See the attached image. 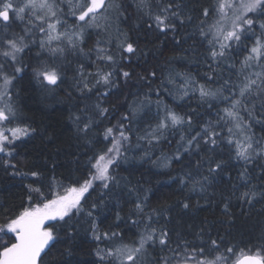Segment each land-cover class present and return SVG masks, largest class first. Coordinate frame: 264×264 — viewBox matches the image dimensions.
Instances as JSON below:
<instances>
[{
    "label": "trees",
    "instance_id": "1",
    "mask_svg": "<svg viewBox=\"0 0 264 264\" xmlns=\"http://www.w3.org/2000/svg\"><path fill=\"white\" fill-rule=\"evenodd\" d=\"M3 2L0 0V4ZM113 2L116 5L111 16L85 29L80 45L83 53L68 51L63 56L53 57L40 48V34L35 31V35L32 32L26 37L28 47L20 58V73L0 56V65L4 64L5 70L13 72L9 94L14 115L9 125L27 129V135L8 145L11 156L0 155V224L28 206L29 195L33 197L32 203L37 202L38 194L30 193L29 186L41 187L51 195L50 187L62 194L65 187L77 186L78 180L82 183L90 171H95L91 163H95L96 156L112 146L111 137L104 139L105 128L123 122L128 139L123 140L114 132L121 140V147L116 164L109 169L118 183L104 189L99 181L95 182L81 201L84 212L72 233L74 239L65 237L55 242L43 257L44 264H120L115 257L101 261L97 249L107 252L123 245L138 247L141 235L152 228L167 230L173 248L177 241L183 247L184 240L199 245V233L205 238L209 234L213 238L223 236L225 243L251 247L255 251L264 233V197L257 195L249 205L240 196L250 188L264 191V158L248 164V178L241 179L245 165L235 159V145L237 141L245 144L249 136L254 144L256 141L264 144V106L259 101H255L254 108L250 104L251 115L242 109L234 110L241 118L240 128L235 126L237 120L226 115L225 109H231L226 97L233 98V93H239L246 76L256 79L254 73H264V57L259 63L250 61L251 67L244 66L261 34L258 23L256 30L243 36L240 42H231L226 56L214 63L210 52L213 46L219 48L215 40L217 27L229 28L227 21L220 26L218 0H146L143 6H138L139 0H109L108 4L113 5ZM169 3L179 5L173 11H179L184 23L174 19L175 31L161 32L153 17ZM55 5L61 28H79L81 22L72 15L78 2L56 0ZM105 11L98 15L107 13ZM15 23L11 21L5 28L0 22V49L4 47L5 36L25 35L24 23ZM98 40L100 46L116 58L115 65L96 60ZM220 40L228 43L223 41L222 35ZM125 41L133 44L134 53L122 51L119 45ZM45 68L60 74L56 85L41 83L42 78H37V70ZM98 68L105 72L114 70L112 79L117 86L106 89L98 85L91 92L81 94L82 85L77 83L82 79L80 72L91 86L95 84V76L89 73L94 74ZM124 71L129 72L130 77H123ZM201 86L217 95L202 100ZM105 90L109 94L102 98L99 93ZM97 100H102L108 113L97 118L89 133V143L77 130L80 121H76V116L86 118L85 112L95 116L92 108ZM133 108H139L135 115ZM167 110L190 117L191 128L187 124L169 127L162 130V135L154 131ZM125 116L129 118L123 120ZM205 126L219 133L216 150L210 154L203 150L185 152L182 145L186 139L202 132ZM229 138L233 143H228ZM209 155L213 161H224L218 174H209L206 166L197 167L198 162L207 161ZM32 172L39 173V177H33ZM205 176L209 179L204 180ZM195 181L203 183V190L199 184L193 190ZM137 202H142V212L135 211ZM185 203L189 205L187 209L183 207ZM226 203L229 205L227 214L224 212ZM89 210L93 211V217L87 216ZM91 219H95L101 235L104 232L118 235L111 239H94L89 227ZM9 236L11 234L5 239ZM145 247L147 251L136 264H163L161 257L173 256L158 242L154 248ZM215 255L217 253L206 250L198 258L214 259ZM124 264L131 262L125 260Z\"/></svg>",
    "mask_w": 264,
    "mask_h": 264
},
{
    "label": "snow or ice",
    "instance_id": "2",
    "mask_svg": "<svg viewBox=\"0 0 264 264\" xmlns=\"http://www.w3.org/2000/svg\"><path fill=\"white\" fill-rule=\"evenodd\" d=\"M77 2L78 7L73 8L72 15L79 21L86 23L95 21L100 9L107 10L111 6L110 4H106L105 0H77ZM145 4L146 0H139L138 6ZM117 7L120 6L118 5ZM174 7L179 8V5L166 4L161 8L160 14L154 15L156 27L161 32H167L169 29L175 31L176 24L174 23V19L179 20L181 24L184 23L179 11H173ZM226 7L232 9L231 17H228V14L224 12ZM216 10L221 14L222 19L228 18L230 20L231 27L229 29L217 27L215 40L219 44V48L212 47L210 52L212 61L217 63L219 62V58H224L227 50L231 47V42H240L243 36L256 30L255 26L258 23L261 35L256 38V46L251 49L252 54L246 57L244 66L251 67L250 61H257L259 63L260 58L264 57V41L261 39V37H264V0H240L239 3H228V0H218ZM204 15H208L207 9H205ZM13 19H18L24 23L25 35L16 38L4 37V47L0 49V56H3L6 60H11L13 63L17 61L18 55L28 47L26 37L34 29L44 33L46 39H41L39 46L42 50L48 51L53 57L57 55L63 56L68 51H71L73 54L76 52L83 53V48L80 47L83 43V25L80 26L81 31L79 32L72 34L59 33L57 25L60 24V20L57 17L56 6L50 3L49 0H26L22 5H13L11 0H7V2L0 4V22L3 23V26L7 28ZM187 19L190 20L191 17L189 16ZM45 24L47 25L46 28ZM149 26L151 27V25ZM200 31L202 35L205 34L203 28ZM53 33H56V35H53ZM221 35L223 41H227L228 43L220 40ZM54 41L56 42L55 46H53ZM209 43L212 44V41H209ZM119 47L123 52H135L133 44L127 41L122 42ZM96 60L107 61L113 65L116 64V58L109 50L100 46L99 40L97 41ZM0 67H3V65H0ZM21 70L20 67L14 69L17 73ZM36 75L38 79L42 78L41 83L46 82L49 85H56L60 80V74L54 69H40L37 70ZM92 75L95 76V84L90 86L86 82L87 78L84 77V73L80 72L82 79L77 81V83L82 85L79 88L81 94H84L86 91L91 92L98 85H103L106 89L117 86L112 79L114 70L105 72L98 68L94 74L89 73V76ZM122 75L125 78L130 77V73L127 71H124ZM254 75L256 79L248 76L245 77V82L240 86L239 93H233V98L226 97L231 103V109H225L226 115L237 120L235 125L237 128L241 127L239 122L241 118L238 116V112L234 110L242 109L248 111L249 115H251L250 104L254 108L255 101H259L264 106V73H254ZM2 78L3 88L7 89L12 78L7 75H3ZM199 93L202 100L213 98L217 95V92L206 89L204 86L200 87ZM108 94V90L99 93L102 98L107 97ZM2 95H7V92H3ZM92 110L95 112V116L88 115L87 112L84 113L86 118L76 116V121H80L77 125V130L89 143L91 142L89 140V133L93 130V125L96 123L97 118L104 117L108 113V109L103 106L102 100H97ZM138 111L139 108H133V115ZM13 115L14 113L10 105L0 108V122L9 121ZM128 118V116H125L123 120H127ZM184 124H187L191 128L192 119L167 110L164 119L160 121L154 131L160 132L162 135L163 129ZM123 129V122L105 128L103 132L104 139L108 140L111 137L112 146L103 154L96 156L95 163H91V168L95 169V171H90V175L83 179L82 183L78 180L76 182L77 186L65 187L63 194L50 187L49 192L51 195L43 192L41 187L29 186L30 193L34 192L38 194L37 202L32 203L33 197L29 195L28 206L23 207L17 215L7 217L6 223L0 224V234H3L0 235V264H44L43 256L47 255L46 249H49L50 245L55 246L54 242H59L61 238L74 239L72 233L76 230V224L79 223L78 217L84 212V206L81 201L85 200V194L94 188L97 181L100 182V186L104 189H108L112 183H118L115 176L109 173V169L112 165L116 164L120 154L121 140L119 138H123V140L128 139ZM9 131L11 132V137L5 135L3 130H0V153H4L7 156H11L12 154L8 150L7 145L12 144L15 139H19L21 134L27 135V129L12 128ZM114 132L118 133L119 138L114 135ZM229 132H232L231 128H229ZM218 136L219 133L211 127L205 126L202 132H196L194 135L189 136L182 146L185 152L191 153L192 151L200 152L203 150L206 154H210L218 147ZM181 139L184 140L185 138L181 137ZM228 143H233L231 138H229ZM235 148V159L242 161L245 165L244 171L241 173V179L247 180L249 172L247 165L258 158H264V144H261L260 141H256L254 144L252 138L249 136L245 144L237 141ZM110 153L112 155H109ZM91 159L90 157V162ZM177 159H179V156H177ZM5 163L7 164V161ZM223 163L224 161L222 160L213 161L211 155H209L207 161L198 162L197 167L206 166L209 174H218V170H222ZM213 164L215 165L214 167ZM12 167L14 168L15 165H12ZM21 174L27 175V173ZM31 175L39 177V173L37 172H32ZM208 179V176L204 177V180ZM181 182L183 183L184 181L182 180ZM55 183L53 181V185ZM196 184H199L201 190H203L204 185L200 181L194 182L193 190H195ZM61 187L63 186L61 185ZM257 195L264 197V191L257 192L254 188H250L248 191L241 193L240 199L252 205ZM95 207L96 205L93 204L92 208L94 209ZM183 207L187 209L189 205L185 203ZM135 211H143L142 202L135 204ZM228 211L229 205L226 203L224 205V212L227 214ZM87 216L93 217V211L89 210ZM116 218L119 221V213H117ZM149 221H151V217H149ZM89 227L93 233V238L96 240L102 238L111 239L118 235L116 232H104L101 235L98 232L95 219L89 221ZM9 233L11 236L5 239V236ZM197 239L200 240L199 245L184 240L182 242L183 247L181 246V242L177 241L176 247L173 248V242L167 230L164 228L159 230L152 228L148 233L141 235L138 247L123 245L122 247L109 249L107 252L97 249V255L101 261H104L108 257H115L120 260V264H124L125 260L131 262V264H136L137 259L147 251L145 246L149 245L154 248L158 242L163 248H167L173 253L171 257L160 258L163 264H264V233L259 237V247L255 251L251 247H241L238 244L225 243L223 236L213 238L209 234L205 238V236L198 233ZM206 250L209 253H217V255H215L214 259L198 258Z\"/></svg>",
    "mask_w": 264,
    "mask_h": 264
},
{
    "label": "rangeland",
    "instance_id": "3",
    "mask_svg": "<svg viewBox=\"0 0 264 264\" xmlns=\"http://www.w3.org/2000/svg\"><path fill=\"white\" fill-rule=\"evenodd\" d=\"M72 0H69V2H71ZM75 2H77V0H74ZM4 2H7V0H4ZM3 2V3H4ZM26 2V0H11V3L13 4V5H22L23 3H25ZM49 2L50 3H53L54 5H55V3H56V0H55V2H54V0H49ZM233 2H235V3H239L240 2V0H228V3H233ZM113 5H111L110 7H108L107 8V10L105 11V12H107V13H105V14H101V15H97L96 16V19H95V21H92L91 23H86V22H82V21H80L81 23H80V26L81 25H83V34H84V32L86 31L85 29H87V28H90V27H92L93 25H95L96 23H98V22H100L103 18H107V15L108 16H111L112 14H113V12H114V9H115V3L113 2L112 3ZM56 6V5H55ZM56 12H57V8H56ZM224 12L225 13H227L228 14V17H231V14H232V9H230V8H225L224 9ZM57 17H58V14H57ZM220 19L222 20L221 21V27L222 26H224L225 24H224V22L225 21H227V22H229L228 23V26H229V28L231 27V25H230V20L228 19V18H223L222 19V17H221V14H220ZM12 21H15L16 23L15 24H21L22 23V21H20V20H18V19H13ZM226 22V23H227ZM79 26V28H75L74 29V27L73 26H69V29H67V28H64V27H60V24H58L57 25V29H58V31H59V33H67V34H72V33H76V32H79V31H81V27ZM47 27V25L45 24V28ZM228 28V29H229ZM35 31L38 33V34H40V35H38L39 36V38H38V42L41 40V39H46V37L44 36V33H41V32H39V31H37V30H33L32 32H33V35H35ZM53 35H56V33H53ZM259 36L261 35V34H258ZM258 36V37H259ZM261 39H262V37H261ZM37 42V41H36ZM55 44H56V42L54 41L53 42V46H55ZM24 52V51H23ZM23 52L22 53H20L19 55H18V58H17V61L15 62V63H13L11 60H7V61H9L8 63L12 66V67H15L16 68V66L17 67H20L19 66V64H20V58H21V56H22V54H23ZM1 65H3V67H0V108H5L7 105H10V106H12L11 104L13 103L12 101V99L10 98V94H9V90H10V85H11V83L7 86V89H4L3 88V75H7V76H9L10 78H12V75L11 74H13V72H11V71H7V70H5L4 68H5V65L4 64H1ZM17 73V72H16ZM20 73V72H19ZM11 82H12V79H11ZM7 92V95H2V93L3 92ZM11 117H13V116H11ZM11 117H10V119H11ZM9 122H10V120L9 121H3V122H0V130H3L4 132H5V135H7V136H9V137H11V132L9 131V129H12V128H18V127H12V126H10L9 125ZM23 136H24V134H21L20 135V138L19 139H21V138H23ZM19 139H15L14 141H16V140H19ZM7 147H8V145H7ZM4 153H0V155H3ZM63 194V193H62ZM10 234V233H9Z\"/></svg>",
    "mask_w": 264,
    "mask_h": 264
},
{
    "label": "water",
    "instance_id": "4",
    "mask_svg": "<svg viewBox=\"0 0 264 264\" xmlns=\"http://www.w3.org/2000/svg\"><path fill=\"white\" fill-rule=\"evenodd\" d=\"M105 2H106V4H108V3H109V0H105ZM104 10H105V9H103V8L100 9L98 14H100V13L103 12ZM54 243H55V242H54ZM51 247H52V245L49 246V249H46V252H47V253H48V251L51 249ZM42 255H43V254H42ZM43 257H44V256H43Z\"/></svg>",
    "mask_w": 264,
    "mask_h": 264
}]
</instances>
